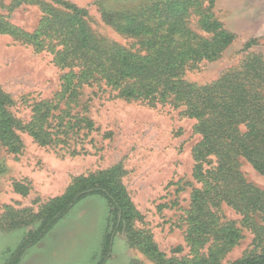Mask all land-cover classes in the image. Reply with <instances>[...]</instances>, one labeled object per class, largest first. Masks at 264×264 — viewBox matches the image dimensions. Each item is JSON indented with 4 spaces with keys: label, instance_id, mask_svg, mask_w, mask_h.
Segmentation results:
<instances>
[{
    "label": "trees",
    "instance_id": "16d2710c",
    "mask_svg": "<svg viewBox=\"0 0 264 264\" xmlns=\"http://www.w3.org/2000/svg\"><path fill=\"white\" fill-rule=\"evenodd\" d=\"M36 2L42 16L35 30L24 31L0 16V33L21 39L35 51L48 50L54 64L66 70L54 97L34 102L27 121L13 113L14 100L0 87L4 142L18 150L17 129L41 144L61 140L81 120L67 108L58 114L53 111L62 100L66 105L75 101L84 84L103 83L116 97L183 107L181 112L195 120L193 128L200 135L192 148L193 176L200 184L192 188L182 216L188 254L167 256L136 227L142 215L122 181L123 167L116 163L73 177L33 216L25 209L5 213L3 222L9 229L37 222L25 232L8 264H15L22 250L39 241L78 200L93 194L102 196L108 209L96 264L104 263L118 232L159 264H220L241 231L236 220L225 217L223 204L241 215L255 243V248L228 264H264V188L249 181L240 168L246 161L264 175V56L248 52L205 84L184 77L187 69L219 57L235 39L215 18V0H135L104 12L117 32L136 39L130 47L107 44L87 23L86 11L75 4L62 2V8L45 0ZM182 250L183 245L172 249Z\"/></svg>",
    "mask_w": 264,
    "mask_h": 264
},
{
    "label": "rangeland",
    "instance_id": "374dc122",
    "mask_svg": "<svg viewBox=\"0 0 264 264\" xmlns=\"http://www.w3.org/2000/svg\"><path fill=\"white\" fill-rule=\"evenodd\" d=\"M36 1L0 0V16L31 32L42 16ZM45 1L56 7L64 8L62 2H68L83 8L89 26L107 44L130 47L136 40L117 32L104 14L135 0ZM212 11L235 39L216 59L185 71L184 77L197 84L214 80L248 52L264 56V0H215ZM250 39L253 42L245 49ZM65 70L54 64L48 50L35 51L21 39L0 33V87L14 100L10 108L17 117L27 121L34 102L52 99ZM64 103L53 113L67 108L70 115L78 113L81 121L61 140L41 144L17 129L21 144L12 150L0 135V264L15 258L23 235L37 223L9 229L3 222L5 213L25 209L33 216L48 199L60 195L73 177L116 163H121L122 181L142 215L136 227L167 256L188 254L182 216L192 188L200 184L193 176L192 148L200 138L193 128L195 120L181 112L182 106L126 100L103 83L84 84L75 101ZM240 168L249 181L264 188V175L246 161ZM222 212L236 220L241 230L237 244L220 262L228 264L255 248V243L239 213L224 204ZM107 216L102 196L78 200L39 241L22 250L15 264H96ZM177 245H183L181 252L172 251ZM134 263L159 264L131 244L124 232L116 233L103 264Z\"/></svg>",
    "mask_w": 264,
    "mask_h": 264
}]
</instances>
